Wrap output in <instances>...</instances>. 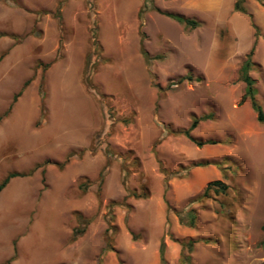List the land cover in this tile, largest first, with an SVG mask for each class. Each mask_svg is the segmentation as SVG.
<instances>
[{
	"label": "rangeland",
	"instance_id": "rangeland-1",
	"mask_svg": "<svg viewBox=\"0 0 264 264\" xmlns=\"http://www.w3.org/2000/svg\"><path fill=\"white\" fill-rule=\"evenodd\" d=\"M235 5L0 0V264H264V0Z\"/></svg>",
	"mask_w": 264,
	"mask_h": 264
},
{
	"label": "trees",
	"instance_id": "trees-1",
	"mask_svg": "<svg viewBox=\"0 0 264 264\" xmlns=\"http://www.w3.org/2000/svg\"><path fill=\"white\" fill-rule=\"evenodd\" d=\"M2 1H9V0H2ZM259 1V0H256ZM242 0H236V9L237 10H241L240 4H241ZM168 17L174 19L175 21L179 22V23H184L186 26H190L193 27L195 25V23L191 20H183L177 16L174 15H169V14H165ZM250 53L248 54V56H250ZM250 67V61H249V57L246 58V60L243 62V65L241 67V76H242V81L245 85L244 87V96L243 99L248 98L250 101V105L251 108L253 109V111H255L256 113V118L258 122H263L264 121V115L262 113V110L260 108V106L256 103L255 101V89L253 87V81L252 79L249 77L248 75V69ZM210 119L209 115H202L200 117H193L191 123L189 124L188 128L183 130L181 133L184 137H186L188 140H190L191 142H193L196 146L201 147L203 145H212L215 144L216 142L214 140H199V139H195L190 135V132L192 130H194L196 128V126L198 125V123L200 121H205ZM65 164V162H63L62 164L58 165L59 168H61L63 165ZM17 176V174L11 173L8 174L3 181L0 183V191L3 189V187L6 185V183L9 181V179L13 178ZM81 186V185H79ZM210 186H215L218 187L217 190L223 191L225 189V185L222 184L220 181H214L209 183L204 192L203 195L206 194L207 189ZM81 188L83 189V186H81ZM84 190V189H83ZM170 210V209H169ZM175 216L177 217L178 223L181 225H185V226H189L192 227L194 225L195 219H196V213L193 209H189L186 212H180V211H173ZM264 230V226L262 228ZM84 233L83 229H77L72 233L71 236V240L74 241L78 236L82 235ZM195 240H188L186 242L181 243V247L182 249H185L186 251V255L182 254V260L185 264H190L189 261V253L192 250L193 245L195 244ZM262 246L264 247V241L262 242ZM158 257H159V263L160 264H166L165 258H164V243L161 241L158 247Z\"/></svg>",
	"mask_w": 264,
	"mask_h": 264
}]
</instances>
